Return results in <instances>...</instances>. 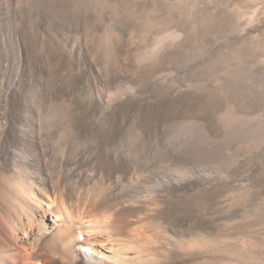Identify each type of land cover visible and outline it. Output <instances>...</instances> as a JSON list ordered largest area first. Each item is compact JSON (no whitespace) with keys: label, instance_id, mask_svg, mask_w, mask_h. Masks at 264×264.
<instances>
[{"label":"rangeland","instance_id":"374dc122","mask_svg":"<svg viewBox=\"0 0 264 264\" xmlns=\"http://www.w3.org/2000/svg\"><path fill=\"white\" fill-rule=\"evenodd\" d=\"M10 122L128 161L150 263L264 264V0H0Z\"/></svg>","mask_w":264,"mask_h":264},{"label":"bare ground","instance_id":"6f19581e","mask_svg":"<svg viewBox=\"0 0 264 264\" xmlns=\"http://www.w3.org/2000/svg\"><path fill=\"white\" fill-rule=\"evenodd\" d=\"M9 128L12 137H0V264L157 260L171 236L142 218L147 200L128 161L111 150L98 155L77 137L45 145ZM14 146L32 157L17 158Z\"/></svg>","mask_w":264,"mask_h":264}]
</instances>
